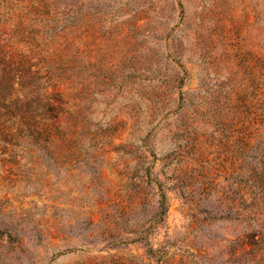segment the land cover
I'll list each match as a JSON object with an SVG mask.
<instances>
[{
	"label": "rangeland",
	"instance_id": "1",
	"mask_svg": "<svg viewBox=\"0 0 264 264\" xmlns=\"http://www.w3.org/2000/svg\"><path fill=\"white\" fill-rule=\"evenodd\" d=\"M0 264H264V0H0Z\"/></svg>",
	"mask_w": 264,
	"mask_h": 264
},
{
	"label": "trees",
	"instance_id": "2",
	"mask_svg": "<svg viewBox=\"0 0 264 264\" xmlns=\"http://www.w3.org/2000/svg\"><path fill=\"white\" fill-rule=\"evenodd\" d=\"M161 206L164 207V201H162Z\"/></svg>",
	"mask_w": 264,
	"mask_h": 264
}]
</instances>
